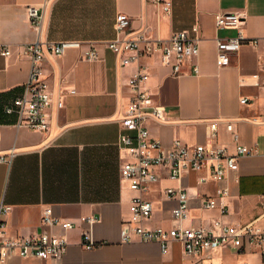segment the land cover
<instances>
[{
	"label": "crops",
	"instance_id": "crops-1",
	"mask_svg": "<svg viewBox=\"0 0 264 264\" xmlns=\"http://www.w3.org/2000/svg\"><path fill=\"white\" fill-rule=\"evenodd\" d=\"M170 9L151 0H0V155L13 152L9 161L0 162V206L10 205L5 215L6 232L12 237L28 236L41 228L45 209L74 223L66 232L68 247L61 264H190L183 244L171 240L165 252L157 241L134 238L123 241L122 230L130 219L131 198L136 192L121 176L129 159L119 139L129 133L118 119L130 99L128 79L136 64L121 66L119 58L105 42L116 37L118 14L131 18L132 30L169 38L179 31L195 36L200 29L199 54L186 60L175 76L155 54L142 58L149 73L145 87L154 101L165 107L166 120H149L151 137L169 149L175 138L183 143L224 145L230 152L237 143L251 150L240 158L239 181L229 175L215 182L206 170L187 171L179 179L161 172L160 179L143 195L154 209L144 223L148 229L173 225L175 199H168V187L184 188L190 198L186 227L207 226L214 219L228 224H245L261 213L264 192V95L250 85L260 72L264 52V0H169ZM42 12L41 39L79 41L81 48H68L60 56L48 55L43 68L53 90L63 88V108L53 118L49 134L19 125L18 113H7L23 92L31 61L23 54L25 44L37 34L27 8ZM244 12V34L257 38L253 47L243 44L231 54L229 64L218 63L217 39L234 36L235 29L217 28L216 13ZM94 45L99 59L89 61L84 53ZM8 48L10 54H1ZM198 65L199 72L193 71ZM261 73V72H260ZM75 89L74 94H69ZM247 98V103H241ZM218 120L217 136L210 138L209 124ZM257 120V121H255ZM232 122L238 141L226 129ZM205 176L200 182L199 177ZM218 187H228V212L205 209L202 200L215 197ZM95 216L94 239L101 246L86 249L82 244L86 218ZM264 224V221L261 222ZM208 264H263L254 249L221 246L201 257ZM8 264H45L37 258L10 259Z\"/></svg>",
	"mask_w": 264,
	"mask_h": 264
},
{
	"label": "built area",
	"instance_id": "built-area-1",
	"mask_svg": "<svg viewBox=\"0 0 264 264\" xmlns=\"http://www.w3.org/2000/svg\"><path fill=\"white\" fill-rule=\"evenodd\" d=\"M155 4H163L169 11V0H151ZM30 23L36 31V38L25 44L23 54L31 61V70L23 92L16 97L13 104L6 108L7 113H18L19 125L26 128L49 134L53 129V118L57 116L63 106V88L53 90L49 87L43 68V61L48 55L56 57L62 55L68 48H81L79 41L65 40L60 42L44 41L41 39L44 17L39 8H27ZM245 20L244 12L220 11L215 15L217 28L235 29L237 33L232 37L218 38V63L229 64L231 54L237 52L243 44L256 47L257 38L247 37L242 29ZM200 27L194 24L191 28L195 36L188 32L179 31L169 38L163 39L144 30H132L131 18L126 14H118L116 19V37L105 42L106 47L119 58L121 66L136 64L135 70L128 79L130 88L129 102L124 106L118 122L129 131L122 134L119 142L129 159L121 167V176L129 182V186L136 192L131 198L130 219L123 227V241L128 242L134 238L143 241H157L165 252L168 242L178 240L183 244L184 252L190 258V264H208L201 258L208 252L221 246H232L240 249L244 246L254 249L259 253L264 264V192L261 194V213L255 220L245 224H228L221 219H214L207 226L186 227L183 221L189 217L190 198L186 189L168 187L164 194L168 199H175L176 205L172 209L173 225L169 228L155 227L148 229L144 223L153 213V203L144 197L151 184L160 179L161 172L172 179L181 178L187 171L199 172L206 170L215 182H222L229 175L238 182L240 158L251 152L245 144L237 143L235 151L230 152L224 145L196 144L189 146L180 139L175 138L169 149L162 142L153 138L146 126L149 120L163 122L166 120L165 107L154 101L153 95L146 89L145 83L149 73L141 64L142 58L155 54L161 56L162 64L169 66L172 74H181L182 64L199 54ZM1 54H10L8 48H3ZM84 58L89 61L98 60L99 52L94 45L84 53ZM260 72L253 74L250 85L259 87L264 95V52L259 58ZM193 71L199 72L198 65H193ZM69 94H74L75 89H70ZM241 103H247V98H242ZM257 121V120H255ZM208 136H217L218 120L209 124ZM226 129L238 141V133L234 130L232 122L226 123ZM13 152L0 155V162L9 161ZM206 178L201 175L199 181ZM229 194L228 187H218L215 197L202 200L205 209H219L221 214L228 212L225 201ZM12 206H0V264H8L10 259L37 258L45 264H61L68 247L66 232L74 227L69 220L53 216L45 209L41 216V228L28 236L12 237L6 232L5 215L10 213ZM88 228L83 231L82 244L86 249L101 246L93 235V226L98 221L95 216L85 219ZM243 264H250L244 262Z\"/></svg>",
	"mask_w": 264,
	"mask_h": 264
}]
</instances>
